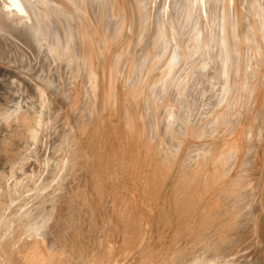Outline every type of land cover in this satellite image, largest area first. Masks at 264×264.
<instances>
[{
    "label": "bare ground",
    "instance_id": "bare-ground-1",
    "mask_svg": "<svg viewBox=\"0 0 264 264\" xmlns=\"http://www.w3.org/2000/svg\"><path fill=\"white\" fill-rule=\"evenodd\" d=\"M179 42L192 62L186 96L166 91L184 60ZM0 76L11 83L8 99L25 100L7 111L0 138L5 164L19 166L0 171V264H189L203 248L215 252L195 255L200 264H261L264 168L257 173L253 159L261 148L264 163V0H0ZM164 92L172 100L159 112ZM146 93L157 104L151 97L142 109ZM235 94L247 101L241 170L233 178L230 159L189 181L187 149L200 159L216 126L210 108ZM20 129L29 141L21 132L19 143ZM149 136L162 141L157 173L137 151ZM209 144L216 153L220 142ZM238 194L250 203L244 228L262 240L255 256L233 259L232 239L221 233L233 227Z\"/></svg>",
    "mask_w": 264,
    "mask_h": 264
},
{
    "label": "rangeland",
    "instance_id": "rangeland-1",
    "mask_svg": "<svg viewBox=\"0 0 264 264\" xmlns=\"http://www.w3.org/2000/svg\"><path fill=\"white\" fill-rule=\"evenodd\" d=\"M153 5H154V2L153 3H151V8H154L153 7ZM233 14V13H232ZM141 24H142V22L141 23H139V26L138 27H140L141 26ZM125 26V25H124ZM139 28H137V30H138ZM213 28H211V30H212ZM210 34V33H209ZM159 36L160 37H163V36H161V32H160V34H159ZM154 38V37H153ZM153 38H151V41H152V43L153 42H155V41H158V40H160V38H155V39H153ZM180 38V37H179ZM180 39H182V38H180ZM179 44H181L180 42H179ZM178 45V44H177ZM122 46V47H121ZM123 46L124 45H120V47H119V49H122L123 48ZM150 46V45H149ZM180 46V48L182 47V44L181 45H179ZM125 48V47H124ZM156 49H157V47H156ZM182 49V48H181ZM183 50V49H182ZM182 50H180V54L182 55V59H181V61L183 60V62H180V64H181V69L180 68H178L177 69V71H176V75H174V77H173V80L172 81H174L173 82V87H171V88H169L168 90H166V91H170L171 93L173 92V94L179 89V91H180V93L183 95H185V93H186V91H187V93L189 92L188 90H186L185 88V85L183 84V83H185L186 82V78L188 79L190 76H191V72H190V69H189V65L192 63L190 60V58L189 57H186L184 54H186L185 53V51L183 50V52H182ZM182 52V53H181ZM249 52H250V50H249ZM235 53H236V51H235ZM239 53V54H238ZM238 53H236L235 54V56L236 57H234V58H236L237 59V61L234 59V61H236L235 62V64H236V67L239 65V61H241L240 59H241V57L240 56H238V55H240V51L238 52ZM238 54V55H237ZM244 54H245V52H244ZM157 53L155 52V54H154V58H153V64H154V60L156 59V60H160L161 58H160V56H158V58H156L157 56ZM163 58V57H162ZM164 59V58H163ZM163 59H162V62H163ZM187 61V62H186ZM160 62V61H159ZM162 62L160 63V64H162ZM183 63V64H182ZM187 63V64H186ZM190 63V64H189ZM159 64V65H160ZM179 64V65H180ZM168 63L167 64H165L160 70H156L155 71V74L153 75V80L151 79L150 80V84H148V85H150V86H152L153 85V83H154V79H155V77H162L163 76V74L165 73H163V68L164 67H168ZM186 66V67H185ZM188 66V67H187ZM185 67V68H184ZM170 68H172L171 70H174L175 68H173V66L172 67H170ZM169 68V69H170ZM1 69L2 70H4L2 67H1ZM153 69H155L154 67H153ZM166 69V68H165ZM169 69H166V70H169ZM183 69V70H182ZM185 69V70H184ZM237 69H239V68H237ZM180 70V72H178ZM188 71V72H187ZM177 72H178V75L180 74L181 75V81H182V83L181 84H179V85H181V86H177L176 84V82L177 81H175L176 79H177ZM184 72V73H183ZM239 72V71H238ZM163 73V74H162ZM190 74V75H189ZM158 75V76H157ZM184 75H186V76H184ZM176 77V78H175ZM183 78V79H182ZM175 79V80H174ZM152 81V82H151ZM159 81H161V80H159ZM184 81V82H183ZM183 84V85H182ZM175 86H176V88H175ZM10 87H11V83L10 82H8V80L5 78V77H3V76H0V138H2L3 137V133H7V131H8V127H7V121H6V119H7V111L8 110H11V109H13V107H14V105L16 104V103H20V104H24V102H25V100L22 98V96H23V94H21V93H16L17 94V96H16V98H17V100L16 101H14V102H12L10 99H8V96H10L11 95V89H10ZM134 87V86H133ZM135 88V87H134ZM152 88V87H151ZM136 89V88H135ZM173 89H174V91H173ZM177 89V90H176ZM244 89H245V92H246V88H245V86L243 87H241V91L239 90V88L237 89V90H239L240 91V94L241 93H243V91H244ZM147 90V89H146ZM237 90H235V91H237ZM151 91L153 92V90L151 89ZM165 91V92H166ZM164 92V94H165V97L162 95V97H161V99H160V105L158 104V106H156V107H158V109L157 108H155L156 110H160L161 109V106H166L167 107V105L169 104V103H171V101L170 100H172V98H171V94H169L168 96H166V93ZM186 93V94H187ZM150 96V95H149ZM186 96V95H185ZM231 95H229L228 97H226V100H224V99H219V101H218V103L216 104V108H213V105H212V107L210 108V111H209V113H211V114H209L208 115V117L210 116V118H213L214 120H215V128L213 127V130H212V133H211V131H210V133H208V135L206 136L207 138H205V139H203L204 140V142L202 143V144H204V145H202V147L204 146V151L203 152H205V154L203 153V155H202V153H201V151H200V153L201 154H199V157H200V159L196 156V154H198V152L196 153L195 151H198V150H196V149H194V148H191V150L190 149H187V151H189V153H190V156L192 157V159H191V157L189 156V154H188V156H189V160L190 161H188L189 162V165H190V169H191V176H189V181L191 180V179H193V180H191V181H194V182H198L199 181V178L198 177H193V176H198L199 175V177L201 178H203V177H205V176H208V174L207 173H210V172H214L213 174H217L218 172H219V170H217L216 171V169L218 168H222V167H224L226 164H229V162H230V159H231V165H229V166H232V167H230V168H233V178H236V171H238V169H239V171L241 170V168L242 167H240V165H242L241 163H243V160H242V158H243V156H245L246 154H247V152H248V147H247V140H248V129H246V128H248V122H247V120L245 119L246 118V116H247V113L245 112V107H246V105H247V101H246V98H245V101H244V99H243V97H241V95H239V96H237L236 94H235V96L234 95H232V97H230ZM237 96V97H236ZM145 97L147 98L148 97V95H147V93H146V95H145ZM152 96H150V97H148L147 99V104H146V102L144 101V102H142L143 103V105H142V103L140 104V107L142 108V109H144V105H146L145 106V108L147 107V106H151L150 104H151V102H155L156 101V99H154L153 97L151 98ZM164 97V98H163ZM233 97H235V99L233 98ZM150 98L152 99V101L150 100ZM241 98H242V100L245 102H243L242 100H241ZM164 99V100H163ZM167 99V100H166ZM168 99H169V101L170 102H168ZM63 100H66V98L65 99H63ZM241 100V101H240ZM142 101V100H141ZM149 101V102H148ZM151 101V102H150ZM162 101V102H161ZM230 101V102H229ZM233 101V102H232ZM165 102L167 103V104H165ZM226 102H227V104H229V105H224V104H226ZM232 102V103H231ZM148 103H149V105H148ZM156 104H157V102H155ZM243 103V104H242ZM172 105V104H171ZM219 105H221V110L223 111V112H220L221 110H220V108L218 107ZM164 106H163V108L161 109V110H164ZM224 106V107H223ZM234 106V107H233ZM237 106H238V108H237ZM245 106V107H244ZM17 107H19V105L18 106H16V108ZM233 107V108H232ZM224 110H223V109ZM232 108V109H231ZM216 109H218V111H219V113H218V111H216ZM235 109V110H234ZM211 110H212V112H211ZM238 110H240V111H238ZM154 112V111H153ZM156 112V117H160L161 116V113H160V115H159V112H157V111H155ZM166 112V111H165ZM214 112V113H213ZM216 112V113H215ZM225 112V113H224ZM236 112H238V113H236ZM222 113V114H221ZM228 113H229V115L231 116H229L228 115ZM240 113V114H239ZM244 113V115L242 116V114ZM143 114H144V112H143ZM150 114V113H149ZM220 114V115H219ZM228 116H227V115ZM233 114V115H232ZM6 115V116H5ZM213 115V116H212ZM215 115V116H214ZM235 115H237V116H235ZM240 115V116H239ZM144 116V118H146L147 119V116L145 117V114L143 115ZM220 116V118H218ZM226 116H227V118H226ZM234 116V117H233ZM159 117H158V119H159ZM245 117V118H244ZM210 118H208V119H210ZM218 118V119H217ZM225 118V119H224ZM243 118V119H242ZM234 119H235V121H234ZM237 119V120H236ZM229 120V121H228ZM230 120H232V121H230ZM239 120H241V121H239ZM139 121H140V119H138V121H137V123H136V126L138 127V124H139ZM225 121V123H223ZM246 121V122H245ZM217 122V123H216ZM234 122V123H233ZM230 124H232V125H230ZM224 125H225V127H224ZM241 127H240V126ZM218 126V127H217ZM221 128H220V127ZM228 126H229V128H228ZM233 127V128H232ZM228 129V131L226 130V129ZM234 128H235V131H234ZM241 128V129H240ZM225 129V130H224ZM237 131V132H236ZM21 132H25L26 133V140L27 141H29L28 139L30 138V133H29V131H27L26 129H20V142L19 143H24L25 141H24V138H22V136H21ZM224 132H227V133H229L228 135H226L227 133H224ZM231 132V133H230ZM247 132V133H246ZM261 134H263V132H261ZM212 135H213V137L215 138V140H214V138L212 137ZM211 136V137H210ZM224 136H228V137H224ZM263 136V135H262ZM261 136V137H262ZM160 137V136H159ZM209 137H210V139H209ZM224 137V138H223ZM231 137V138H230ZM146 139V141L145 142H143L142 141V143H144V144H146L149 148H150V150H149V148L146 146V145H144V144H142V145H140V150H139V148H138V153L140 154V156L141 155H145V157H142V159H144V161H145V163H144V165H146L147 167H152V165H153V169H154V172L155 173H157V171H158V169L161 171L162 170V168H161V164L158 166V162L160 161L159 159L157 160V157H158V155H157V153H160L161 154V150H162V148H163V146H162V141H161V139H159V138H157V140H156V138L154 137H152L151 138V141H150V136L149 137H145ZM213 138V139H212ZM227 138L229 139V140H227ZM238 138V139H237ZM264 138V137H263ZM141 139H142V137H141ZM141 139L139 140V141H141ZM159 139V140H158ZM217 139H219V140H217ZM232 139H234L233 140V142L231 143V141H232ZM237 139V140H236ZM154 140V141H153ZM208 140H212V141H218V142H220V144L218 145V149H217V151H216V153H214L213 154V151H214V149H212V150H210L211 149V147L209 148V146H210V141L209 142H206V141H208ZM227 140V141H226ZM135 141V139H133V141L132 142H134ZM147 141H150V142H147ZM161 141V142H160ZM223 141V143L225 144H221V142ZM241 141V142H240ZM159 142H160V144H159ZM198 142H200V141H198ZM235 142V143H234ZM245 142V143H244ZM19 143H18V145H19ZM152 143H154V144H152ZM206 143H208V144H206ZM152 144V146H149V145H151ZM159 144V145H158ZM231 144V145H230ZM244 144H246V145H244ZM154 145H155V147H156V150L154 149ZM208 146V148L206 147V146ZM227 145H229V146H227ZM233 145V146H232ZM238 147H237V146ZM225 148H223V147ZM232 146V147H231ZM240 146V147H239ZM146 147V148H145ZM213 147V146H212ZM221 147V148H220ZM227 147V148H226ZM237 147V148H236ZM246 147V148H245ZM145 148V149H144ZM148 148V149H147ZM158 148H159V150H158ZM161 148V149H160ZM201 148V147H200ZM223 148V149H222ZM230 148V149H229ZM233 148V149H232ZM141 149H142V151H141ZM144 149V150H143ZM220 149V150H219ZM227 149V150H226ZM242 149V150H241ZM260 149V151L262 152V149L261 148H259ZM146 150V151H145ZM193 150V151H192ZM222 150V151H221ZM225 152H224V151ZM230 152H229V151ZM141 151V152H140ZM150 151L152 152V156H151V153H150ZM158 151V152H157ZM160 151V152H159ZM191 151V152H190ZM207 151H208V153H207ZM219 151V152H218ZM246 151V152H245ZM143 152V153H142ZM155 152H157L156 154H155ZM218 152V153H217ZM227 152V153H226ZM238 152V153H237ZM261 152H258L259 153V155H257V157H255V159H253L254 160V162H255V160L258 158L259 160H257L256 162V164H257V169H258V172L257 173H259L260 171H261V169H263L264 168V163H263V161H262V156H261ZM187 153V152H186ZM186 153H185V155H186ZM220 153L222 154V155H220ZM227 155H226V154ZM228 153H230L231 154V156L228 154ZM234 153V154H233ZM237 153V154H236ZM213 154V155H212ZM233 154V155H232ZM6 155L8 156V158L5 160V158H6ZM143 155V156H144ZM149 157H148V156ZM195 155V156H194ZM203 157H202V156ZM206 155H207V158H206ZM215 155V156H214ZM225 155V156H224ZM228 155H229V157H228ZM238 156V157H235V156ZM241 155V156H240ZM147 156V157H146ZM154 156H155V158H154ZM157 156V157H156ZM160 156V155H159ZM205 156V157H204ZM220 156V157H219ZM222 156V157H221ZM186 157H187V155H186ZM211 157V158H210ZM225 157V158H224ZM227 157V158H226ZM233 157V158H232ZM147 159V161H146V159ZM151 158H153V161H152V159ZM209 158V159H208ZM216 158H217V160H216ZM219 158V159H218ZM226 160L227 159V161H225L224 162V160ZM245 158V157H244ZM243 158V159H244ZM149 159V160H148ZM151 159V160H150ZM215 160V162H214V160ZM232 159L234 160V161H232ZM9 160V155L6 153V154H4V153H2L1 154V156H0V171H2V172H9L12 168H17V167H19L18 166V163L17 162H12V163H10V162H8L7 164H5L7 161ZM155 160V161H154ZM200 160V161H199ZM203 160V161H202ZM209 160V161H208ZM211 160H213L212 162H211ZM222 160V161H221ZM228 160H229V162H228ZM242 160V161H241ZM208 161V162H207ZM220 161V162H219ZM31 163H33L35 166V168H37L38 167V163H39V160H36L33 156H32V158H31V161H30ZM150 162V163H149ZM154 162V163H153ZM155 162H157V163H155ZM192 162V163H191ZM224 164H223V163ZM232 162L233 163H235L234 165L232 164ZM22 163V162H21ZM153 163V164H152ZM200 163V164H199ZM202 163V164H201ZM206 163H208V165L206 164ZM214 163V164H213ZM217 163H219V165H217ZM260 165H259V164ZM147 164H149V165H147ZM152 164V165H151ZM157 164V165H156ZM193 164V165H192ZM197 164V165H196ZM263 164V165H262ZM196 165V166H195ZM202 167H201V166ZM210 165V166H209ZM221 165V166H220ZM223 165V166H222ZM239 165V166H238ZM259 165V166H258ZM207 166H208V168L209 169H207ZM218 166V167H217ZM228 166V165H227ZM234 166V167H233ZM158 167V169H156ZM240 167V168H239ZM151 168V169H152ZM203 168V169H202ZM204 168L207 170H204ZM211 168V169H210ZM215 168V169H214ZM237 168V169H236ZM156 170V171H155ZM208 170L210 171V172H208ZM212 170V171H211ZM215 170V171H214ZM198 171H200V172H198ZM202 171H203V173H202ZM204 171H205V173H204ZM194 172H197V173H194ZM217 172V173H216ZM231 172H232V170H231ZM194 173V174H193ZM197 174V175H196ZM201 174V175H200ZM244 175V177H245V179H247V180H244V179H242L241 180V182L242 183H244V182H248V176L247 175H245V174H243ZM246 176H247V178H246ZM196 179V180H195ZM198 179V180H197ZM264 180V179H263ZM242 183H240V184H242ZM229 184H233V183H229ZM229 184H227V185H229ZM227 185H225V186H227ZM216 186H217V184H216ZM244 187V185L241 187V188H243ZM226 189H227V187H225ZM224 188V189H225ZM212 190V189H211ZM222 191V192H221ZM221 191H219V197H217V200H215L216 202L218 201V200H221V201H218V203H220V202H222V198L221 197H223V194H224V191L225 190H221ZM193 192H194V190H193ZM221 192V193H220ZM212 194H213V192H211ZM239 194L240 193H243V189H242V191L241 192H238ZM210 195V196H213V195ZM238 194V197H237V199L239 198L240 200H239V202H240V208H236V209H239L237 212H236V215H234V218H233V227H231V225H230V227L231 228H229L230 230L229 231H227V232H223V233H221V236H222V238H227V239H229V238H231L232 240L230 241V242H232V245H233V259L234 258H237V257H239V259L241 258V256L242 257H244L243 255H245V254H249V255H256L257 253H258V251L257 250H259L260 249V241L262 240V236H261V231H257V230H255V229H253L252 228V226L251 227H247V228H244V224H246L245 222H246V220H248V219H250V216H249V213L250 212H248V210H249V208H247V206L249 207V205H250V203L249 202H247V201H249V199L247 198V196L246 195H243V196H245V197H243L242 195H239ZM245 194V193H244ZM246 194H247V192H246ZM221 198V199H220ZM242 198H244V200H242ZM245 199H247V200H245ZM244 202H245V204H247L248 203V205H246L245 206V204H244ZM222 204V203H221ZM242 205H244L246 208L244 209V206H242ZM243 208H242V207ZM242 208V209H241ZM262 208V209H261ZM241 209V210H240ZM232 210V209H231ZM247 210V211H246ZM259 210H260V215H262V217H260V218H262L261 219V227L262 226H264V199L261 201V203H260V205H259ZM246 211V212H245ZM263 211V212H262ZM233 212H235V211H233ZM248 212V213H247ZM238 213V214H237ZM247 213V214H246ZM239 216V217H238ZM248 216V217H247ZM245 217V218H244ZM260 218L258 219V217H257V220H259V222H260ZM236 219V220H235ZM243 219V220H242ZM252 219V218H251ZM240 221H241V223H240ZM243 221V222H242ZM245 221V222H244ZM235 228V229H234ZM232 229V230H231ZM234 229V230H233ZM252 229V230H251ZM244 230H246V231H244ZM232 231V232H231ZM236 232V233H235ZM245 232V233H244ZM247 232V233H246ZM254 232V233H253ZM239 233V234H238ZM250 233H251V235H250ZM258 233H260V235L258 234ZM245 234V235H244ZM238 235V236H237ZM243 235H244V238H246V239H244L243 238ZM242 236V237H241ZM247 236V237H246ZM250 238H249V237ZM253 236V237H252ZM253 238V239H252ZM260 239V240H259ZM243 240V241H242ZM252 241V242H251ZM259 242V243H258ZM248 244V245H247ZM254 244V245H253ZM239 245H242L241 247L239 246ZM245 246V247H244ZM240 247V248H239ZM257 247H259V248H257ZM238 249H240L239 250V252H238ZM249 250V251H248ZM196 251V250H195ZM200 252H202V253H206L207 255H211V254H213L215 251H212V250H208V249H201V251ZM199 252V254H194V255H192V257L194 258V260L193 261H191L189 264H200V262H199V260L198 259H196V256H198V255H200L201 253ZM235 252H238V253H235ZM241 253V254H240ZM252 253H255V254H252ZM196 255V256H195ZM219 255V254H218ZM260 255V254H259ZM252 256H250V257H252ZM186 257H188V256H186ZM191 256H189L188 258H190ZM191 257V258H192ZM264 257H262L261 259H259L261 262V264H264ZM219 262V261H218ZM185 263V262H184Z\"/></svg>",
    "mask_w": 264,
    "mask_h": 264
}]
</instances>
